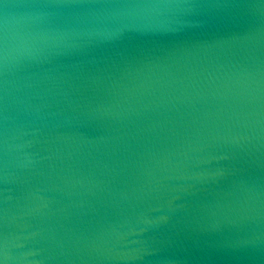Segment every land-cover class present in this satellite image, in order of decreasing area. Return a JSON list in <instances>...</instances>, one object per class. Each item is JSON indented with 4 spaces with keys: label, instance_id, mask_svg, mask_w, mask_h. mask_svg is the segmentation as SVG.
Returning <instances> with one entry per match:
<instances>
[{
    "label": "water",
    "instance_id": "obj_1",
    "mask_svg": "<svg viewBox=\"0 0 264 264\" xmlns=\"http://www.w3.org/2000/svg\"><path fill=\"white\" fill-rule=\"evenodd\" d=\"M3 264H264V0H0Z\"/></svg>",
    "mask_w": 264,
    "mask_h": 264
},
{
    "label": "snow or ice",
    "instance_id": "obj_2",
    "mask_svg": "<svg viewBox=\"0 0 264 264\" xmlns=\"http://www.w3.org/2000/svg\"><path fill=\"white\" fill-rule=\"evenodd\" d=\"M0 264H3V261H0Z\"/></svg>",
    "mask_w": 264,
    "mask_h": 264
}]
</instances>
